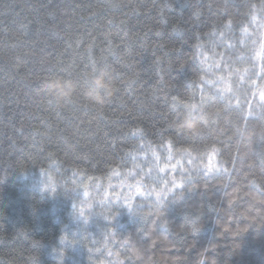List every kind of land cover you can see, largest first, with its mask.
Wrapping results in <instances>:
<instances>
[{
    "label": "trees",
    "instance_id": "16d2710c",
    "mask_svg": "<svg viewBox=\"0 0 264 264\" xmlns=\"http://www.w3.org/2000/svg\"><path fill=\"white\" fill-rule=\"evenodd\" d=\"M112 4L0 0V264H55L52 248L61 232L71 234L84 222L91 264H197L198 258L264 264V205L257 203L259 215L250 210L264 198L239 177L200 179L192 193L177 189L176 202L159 218L152 213L140 220L115 205L130 194L133 209L142 203L147 180L141 169L148 164L137 160L136 168L125 153L143 141L161 145L171 135L169 102L183 99L186 81L196 75L194 43L213 16L207 0ZM200 9L205 15L199 21L194 13ZM101 58L125 81H117L110 105L97 109L81 98L67 108L46 104L40 82L53 63L71 62L80 73ZM136 127L143 137L131 134ZM40 182L59 190L41 193ZM198 202L205 210L203 230L193 235L183 218L187 205ZM69 256L88 264L86 251L69 250Z\"/></svg>",
    "mask_w": 264,
    "mask_h": 264
},
{
    "label": "clouds",
    "instance_id": "9594fccd",
    "mask_svg": "<svg viewBox=\"0 0 264 264\" xmlns=\"http://www.w3.org/2000/svg\"><path fill=\"white\" fill-rule=\"evenodd\" d=\"M106 2L112 4V0ZM119 6L112 4L114 8ZM207 11L213 19L195 41L191 57L197 73L186 81L184 98L173 96L168 105L171 118L166 130L171 135L161 145L143 141L125 153L136 168L140 165L135 161L147 162V170L141 169L147 191L139 193L142 203L135 209L131 194L123 204L115 205L132 214L135 211L140 220H147L152 213L158 218L164 215L168 204L176 202L175 191L187 189L192 193L200 179L220 178L227 182L239 177L241 183L247 182L257 196L264 198V0H207ZM204 15L205 10L201 9L194 13L199 21ZM60 65L59 60L53 63L40 82L48 106L67 108L81 98L88 106L103 109L113 102L117 81L125 83L106 58L80 73L71 62ZM78 75L83 79L78 80ZM131 134L143 137L144 131L136 127ZM58 190L39 184V191L50 196ZM71 192L80 195L78 191ZM257 203L264 205V199L250 205V210L259 215ZM204 214L200 202L187 205L183 224L193 235L203 230ZM70 216L73 223L81 222L73 204ZM88 223L71 234L61 232L58 247L52 248L55 264H64L66 259L79 264L76 256H69V250L77 255L86 251L91 264L93 250L84 243ZM65 236L70 240H65ZM197 264H204V260L198 258Z\"/></svg>",
    "mask_w": 264,
    "mask_h": 264
},
{
    "label": "snow or ice",
    "instance_id": "6c2138e0",
    "mask_svg": "<svg viewBox=\"0 0 264 264\" xmlns=\"http://www.w3.org/2000/svg\"><path fill=\"white\" fill-rule=\"evenodd\" d=\"M136 191L139 193L141 189L137 188ZM85 195H87V193H85ZM165 224H167V221H165ZM133 255L136 257H139V253L136 250H133Z\"/></svg>",
    "mask_w": 264,
    "mask_h": 264
},
{
    "label": "bare ground",
    "instance_id": "6f19581e",
    "mask_svg": "<svg viewBox=\"0 0 264 264\" xmlns=\"http://www.w3.org/2000/svg\"><path fill=\"white\" fill-rule=\"evenodd\" d=\"M129 256V255H128Z\"/></svg>",
    "mask_w": 264,
    "mask_h": 264
}]
</instances>
